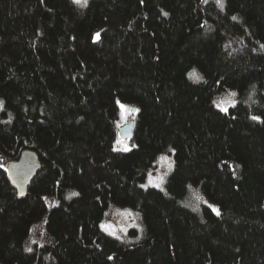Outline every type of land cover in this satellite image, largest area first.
I'll use <instances>...</instances> for the list:
<instances>
[{
    "label": "trees",
    "instance_id": "obj_1",
    "mask_svg": "<svg viewBox=\"0 0 264 264\" xmlns=\"http://www.w3.org/2000/svg\"><path fill=\"white\" fill-rule=\"evenodd\" d=\"M222 3L0 0L1 264H264V0ZM167 147L165 188H141ZM25 150L40 166L21 197L7 166ZM190 184L221 214L186 204ZM116 204L141 212V240L101 229Z\"/></svg>",
    "mask_w": 264,
    "mask_h": 264
},
{
    "label": "rangeland",
    "instance_id": "obj_2",
    "mask_svg": "<svg viewBox=\"0 0 264 264\" xmlns=\"http://www.w3.org/2000/svg\"><path fill=\"white\" fill-rule=\"evenodd\" d=\"M235 92L237 93V90L235 88H228L220 91L214 99L215 105L218 104L221 105V107H227L229 108L230 105L233 104V102H236L238 99V93L235 97H232L230 93ZM123 106V107H121ZM120 107H121V117L118 119L117 124L118 126L124 124V123H130L132 122L135 112L133 111L132 104L124 101H120ZM134 141H132L130 138H123L121 136H118L114 143V147L116 149L125 150V148L130 149L134 146ZM173 147H167L166 149L162 150L154 164L148 169L145 179L142 181L141 184L146 186H152L149 185V173H151V179L153 183H158V178L163 177L164 183L161 185L160 188H165V183L168 174L171 172L173 166H174V151ZM189 195L187 198L186 204L192 207H197L200 204H207L211 205L219 210L220 206L217 202L211 200L201 189L199 185L196 184H190L189 185ZM197 197H202V199H197ZM205 201L207 203H205ZM125 210H131L132 215L127 216L123 215L122 213L125 212ZM102 224H108L111 225L112 228L116 231V236L128 241V242H135L138 240H141L145 236V224L142 219L141 212L130 206V205H111L108 209V212L104 219L101 222ZM123 229V231H121ZM42 234L41 229L38 232H35L34 235L30 238V241L36 239ZM1 264V263H0Z\"/></svg>",
    "mask_w": 264,
    "mask_h": 264
},
{
    "label": "water",
    "instance_id": "obj_3",
    "mask_svg": "<svg viewBox=\"0 0 264 264\" xmlns=\"http://www.w3.org/2000/svg\"><path fill=\"white\" fill-rule=\"evenodd\" d=\"M135 108H133V111ZM134 123H124L119 126V134L123 138H130L133 135ZM40 162L38 155L33 150H25L19 159L8 164V178L12 186L17 190L18 195L23 197L27 194V188L32 178L38 171ZM44 226V222H42ZM45 229V227H43Z\"/></svg>",
    "mask_w": 264,
    "mask_h": 264
},
{
    "label": "snow or ice",
    "instance_id": "obj_4",
    "mask_svg": "<svg viewBox=\"0 0 264 264\" xmlns=\"http://www.w3.org/2000/svg\"><path fill=\"white\" fill-rule=\"evenodd\" d=\"M73 2L74 3H76L77 5H80L81 7H86L87 6V4H88V0H73ZM202 2H207V0H202ZM217 4L221 7V8H223V3H222V0H217ZM164 15H167V13H164ZM232 19L233 20H236L237 18L235 17V16H233L232 17ZM99 33H97L96 34V36H97V38H99ZM261 47H264V45H262ZM190 75V77L191 76H193V75H195L194 73H190L189 74ZM230 95L232 96V97H235L236 95H237V93H235V92H232V93H230ZM3 106V101H0V107H2ZM232 106L233 107H235V102H233V104H232ZM121 107H123V106H121ZM217 108L220 110V111H222V112H224V113H228V108L227 107H221V105H217ZM250 119H252L253 121H257V122H259V123H261V124H264V118H262L261 116H256V115H253V116H251L250 117ZM128 149L127 148H125V151H127ZM171 151H174V149L173 150H171ZM151 173H149V185H152V186H154V187H158V188H160L161 187V185L164 183V178L163 177H160V178H158V183H153V181H152V179H151ZM140 187L141 188H146L147 186L146 185H140ZM161 190H163L162 188H161ZM78 195V193H75V192H73L72 194H71V196H77ZM197 199H202V197H197ZM205 203H207L206 201H205ZM209 207L211 208V210L213 211V212H215L216 213V215H220L221 213H220V210L219 209H217V208H215V207H213V206H211V205H209ZM123 215H127V216H131L132 215V212H131V210H125V212L124 213H122ZM101 229L103 230V231H105L107 234H109V235H111V236H116V231L112 228V226L111 225H108V224H102L101 225ZM121 231H123V229H121ZM117 238H119V237H117ZM29 251H31V249H28ZM109 259H112V257H109Z\"/></svg>",
    "mask_w": 264,
    "mask_h": 264
}]
</instances>
